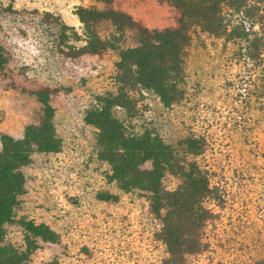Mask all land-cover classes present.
Masks as SVG:
<instances>
[{"label":"rangeland","instance_id":"1","mask_svg":"<svg viewBox=\"0 0 264 264\" xmlns=\"http://www.w3.org/2000/svg\"><path fill=\"white\" fill-rule=\"evenodd\" d=\"M111 5L148 29L174 23L173 9L156 0H111ZM82 8L105 5L99 0H0V46L6 58L0 69V138L19 139L27 125L37 123V93L47 90L60 141L58 152L34 153L23 168L25 193L5 238L23 249L17 222L25 219L45 224L56 235L53 243L38 241L29 264H161L167 253L157 239L160 222L139 192H123L110 179V166L97 156L96 129L84 119L96 96L116 91L119 58L115 50H81L89 41L78 17ZM59 24L68 27L66 38ZM95 31L101 38L115 33L109 22L97 24ZM118 44L133 46L132 33L125 32ZM244 52L238 42L193 28L185 50L183 99L166 107L141 90L132 93L134 119L115 111L137 130L158 133L208 176L216 197L204 199L203 206L212 219L201 230L202 252L188 256L187 264L264 261V50L258 60ZM185 148L194 154L184 155ZM162 183L175 190L180 180L165 174Z\"/></svg>","mask_w":264,"mask_h":264},{"label":"trees","instance_id":"2","mask_svg":"<svg viewBox=\"0 0 264 264\" xmlns=\"http://www.w3.org/2000/svg\"><path fill=\"white\" fill-rule=\"evenodd\" d=\"M99 1L104 3V9L82 8L78 13L89 39L81 50L89 49L93 54L107 49L118 52L116 91L96 96L93 106L85 112V122L96 129L97 156L110 166V179L123 192H139L160 222L157 239L167 253L161 264H187L188 256L202 252L201 230L212 219L211 210L203 206L204 199L216 197L208 176L195 162L166 144L158 133L146 127L137 130L119 119L115 111L121 109L127 120L134 119L132 93L141 90L155 94L166 107L183 99L185 50L193 28L238 42L246 58L258 60L264 50V0H156L174 11L173 25L163 29H148L114 9L111 0ZM234 16L238 18L232 20ZM101 22H109L115 33L101 38L95 31ZM67 28L59 24L62 38H66ZM125 32L132 33L133 46L118 44ZM5 63L0 46V69ZM46 92L37 93L41 103L37 123L27 125L19 139L5 134L0 138V264H29L38 241L56 240L55 233L45 224L25 219L17 222L24 233L23 249L5 238L6 226L15 222L25 193L23 168L31 163L34 153L60 150L53 125L54 108ZM187 149L184 155L194 154ZM145 162H150V169L142 167ZM165 174L179 178L177 189L168 190L163 185Z\"/></svg>","mask_w":264,"mask_h":264}]
</instances>
